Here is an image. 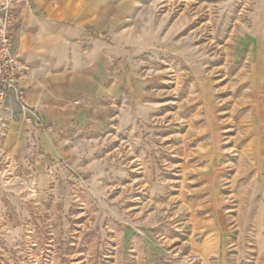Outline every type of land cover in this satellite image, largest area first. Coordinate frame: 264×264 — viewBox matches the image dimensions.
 Instances as JSON below:
<instances>
[{"label": "rangeland", "instance_id": "obj_1", "mask_svg": "<svg viewBox=\"0 0 264 264\" xmlns=\"http://www.w3.org/2000/svg\"><path fill=\"white\" fill-rule=\"evenodd\" d=\"M118 1L95 118L0 102V264H264V0Z\"/></svg>", "mask_w": 264, "mask_h": 264}, {"label": "crops", "instance_id": "obj_2", "mask_svg": "<svg viewBox=\"0 0 264 264\" xmlns=\"http://www.w3.org/2000/svg\"><path fill=\"white\" fill-rule=\"evenodd\" d=\"M118 2L31 0L18 4L13 50L32 73L20 86L27 103L47 122L67 121L79 114L95 118L99 109L110 104L116 88L110 69L113 49L87 34L85 27L110 25Z\"/></svg>", "mask_w": 264, "mask_h": 264}, {"label": "built area", "instance_id": "obj_3", "mask_svg": "<svg viewBox=\"0 0 264 264\" xmlns=\"http://www.w3.org/2000/svg\"><path fill=\"white\" fill-rule=\"evenodd\" d=\"M31 0H4L0 5V102L11 97L23 117L31 109L20 81L32 77L29 65L13 50V32L19 22L18 4Z\"/></svg>", "mask_w": 264, "mask_h": 264}]
</instances>
